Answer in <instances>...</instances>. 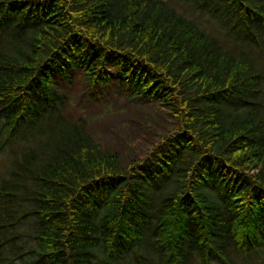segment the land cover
<instances>
[{
    "label": "trees",
    "instance_id": "1",
    "mask_svg": "<svg viewBox=\"0 0 264 264\" xmlns=\"http://www.w3.org/2000/svg\"><path fill=\"white\" fill-rule=\"evenodd\" d=\"M177 1L0 0V264H264V66L230 47L264 55V0ZM77 69L176 128L123 167L63 115Z\"/></svg>",
    "mask_w": 264,
    "mask_h": 264
},
{
    "label": "rangeland",
    "instance_id": "2",
    "mask_svg": "<svg viewBox=\"0 0 264 264\" xmlns=\"http://www.w3.org/2000/svg\"><path fill=\"white\" fill-rule=\"evenodd\" d=\"M184 5L185 2L183 7ZM187 6L182 10H190L201 22L200 25L206 31H211L219 41L229 37L226 30L230 24L224 26L219 18L211 19L194 6L186 8ZM235 27L240 28V25ZM230 40L233 54L249 55L252 60L264 66V55L260 53L258 46L253 45V50H250L244 41L242 44L237 42L240 39ZM57 83L66 102L64 117L82 122L102 151L118 154L123 167L133 160L144 158L162 136L176 128L171 111L160 107L156 100L130 98L114 77L113 70L110 80L101 84L90 81L81 69L71 75L69 84L61 79H57ZM257 89L260 93L254 99L264 103V81L258 84ZM248 97L253 100L251 96ZM228 108L233 109L229 105Z\"/></svg>",
    "mask_w": 264,
    "mask_h": 264
}]
</instances>
